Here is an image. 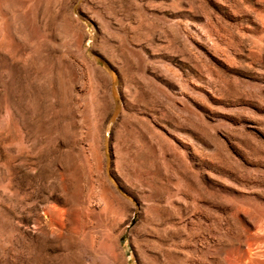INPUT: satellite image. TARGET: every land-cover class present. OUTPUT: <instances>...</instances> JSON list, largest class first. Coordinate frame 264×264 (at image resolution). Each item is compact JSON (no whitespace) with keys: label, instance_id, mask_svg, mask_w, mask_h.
Masks as SVG:
<instances>
[{"label":"rangeland","instance_id":"rangeland-1","mask_svg":"<svg viewBox=\"0 0 264 264\" xmlns=\"http://www.w3.org/2000/svg\"><path fill=\"white\" fill-rule=\"evenodd\" d=\"M0 264H264V0H0Z\"/></svg>","mask_w":264,"mask_h":264}]
</instances>
